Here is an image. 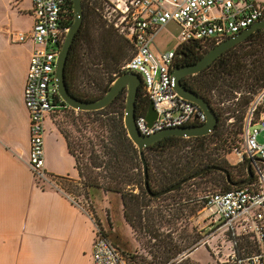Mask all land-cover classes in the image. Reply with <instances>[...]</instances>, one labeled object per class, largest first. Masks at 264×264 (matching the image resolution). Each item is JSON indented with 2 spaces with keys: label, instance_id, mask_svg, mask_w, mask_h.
Here are the masks:
<instances>
[{
  "label": "built area",
  "instance_id": "built-area-1",
  "mask_svg": "<svg viewBox=\"0 0 264 264\" xmlns=\"http://www.w3.org/2000/svg\"><path fill=\"white\" fill-rule=\"evenodd\" d=\"M66 0H32L35 22L29 36L18 32L21 42L32 39L37 48L31 55L24 90L25 106L30 119L31 150L29 167L37 183L58 186L45 165V119L61 96L55 83V68L62 44V12ZM112 3L114 26L127 33L135 44V53L121 69L142 76L144 89L158 113L152 124L146 113H137L140 132L150 135L165 128L202 124L207 115L202 108L180 95L172 73L175 50L153 51L152 42L160 29L170 21L181 28V45L190 43L217 44L253 23L264 20V0H109ZM66 33V32H65ZM64 101V100H63ZM65 103V101H64ZM66 105V104H65ZM260 126L261 129L258 127ZM243 149L235 148L240 157L264 160V142L258 136L264 130V86L250 101L242 125ZM240 160H237L239 162ZM256 167L258 182L205 196L207 225L204 245L219 231L228 229L232 235L254 233L264 242V167ZM264 162V161H263ZM75 203L77 199L68 195ZM92 264H135L132 255L117 246L98 230L93 243ZM260 253L238 256L233 250L215 264H262Z\"/></svg>",
  "mask_w": 264,
  "mask_h": 264
},
{
  "label": "trees",
  "instance_id": "trees-1",
  "mask_svg": "<svg viewBox=\"0 0 264 264\" xmlns=\"http://www.w3.org/2000/svg\"><path fill=\"white\" fill-rule=\"evenodd\" d=\"M106 1L109 3V0ZM100 2V0H84L83 24L73 42L66 67L70 91L84 100H94L104 95L114 80L126 72L121 67L135 52V44L130 36L119 28H115L113 22L104 18L105 15L100 12ZM61 19L63 32L61 42H63L66 30L74 21L73 0L65 1ZM215 45H217L216 42L197 43L195 49L203 50L198 59ZM185 47L179 46L178 50L181 51ZM131 52L132 55L130 56ZM70 63H77L78 76L87 78L97 92H91L85 88L82 90L78 85H74L73 77L70 76ZM105 76H107V80ZM184 84L201 94L212 104L219 116V121L215 129L209 134L192 137L170 135L145 148L152 192L167 189L202 168L213 165L228 168L234 181L245 179L248 177V168L245 164L249 158L245 157L243 162L240 160L239 164L231 165L226 157L221 156L222 154L227 156L235 151L236 146L233 145L234 142L232 141L234 135L239 131L242 134L244 113L254 95L264 86V28L257 29L249 37L223 52L202 71L190 75ZM232 93L236 100L233 103H238V107L237 105L225 107L224 101L221 100H231L229 95ZM126 98L127 90L124 89L106 107L98 110H83V112L94 114V122L99 125L102 124L108 132L107 141L105 140L106 137L102 135L105 137L102 138V146L107 160H94V154L91 151L92 168H87V174L81 167L69 137L62 132L67 139L70 152L76 157L82 185L92 189L93 194L97 196L98 194L102 196V194L119 193L125 218L136 228L133 216L142 219L144 207H148L151 201L161 196H151L145 187L144 165L140 150L129 136L124 122ZM54 103L62 105L61 112L75 109L65 105L58 96L55 97ZM149 104L150 100L142 83L137 100V113H146ZM97 114L98 117H96ZM230 125L231 128L229 129L227 126ZM236 125H238V129L234 130ZM187 139L193 140L197 145L190 147L191 153L189 151L187 154L179 156L176 153V148L180 147L181 143ZM258 165L264 167V162L259 161ZM233 168L238 169V176L234 175ZM100 169L104 173L95 172L100 171ZM251 169L254 174L253 178L242 186H255L257 184L256 167L252 165ZM212 172L218 173L222 177L223 186L213 191H207L200 196L196 200L200 208H204L205 196L210 192L242 187L230 184L226 174L217 169H209L191 180L203 178ZM60 178L70 181L69 185L76 181L68 176ZM189 181L172 192L182 190ZM57 184L60 187L58 180ZM101 232L104 234L102 229ZM230 242L238 256L260 253L264 246V242L261 243L254 233H238L236 229L235 234L231 235Z\"/></svg>",
  "mask_w": 264,
  "mask_h": 264
},
{
  "label": "crops",
  "instance_id": "crops-1",
  "mask_svg": "<svg viewBox=\"0 0 264 264\" xmlns=\"http://www.w3.org/2000/svg\"><path fill=\"white\" fill-rule=\"evenodd\" d=\"M34 22L32 0H0V264H92L95 219L56 185L37 183L28 164L24 90L37 45L19 41L18 32L29 36ZM62 108L56 104L45 119V165L52 176L78 180L76 157L54 119Z\"/></svg>",
  "mask_w": 264,
  "mask_h": 264
},
{
  "label": "rangeland",
  "instance_id": "rangeland-1",
  "mask_svg": "<svg viewBox=\"0 0 264 264\" xmlns=\"http://www.w3.org/2000/svg\"><path fill=\"white\" fill-rule=\"evenodd\" d=\"M100 1V12L105 15L104 18L113 20L116 12L113 11L112 3L110 1L107 3L106 0ZM180 34L179 24L170 21L155 36L152 42L153 51L177 49L182 43ZM76 64L70 63L69 69L74 85H78L81 89L97 92L87 78L78 76ZM105 77L107 80V76ZM232 95L234 94L229 95L231 100H221L224 101L225 107L233 105L238 107V103H233L236 100ZM54 119L59 128L69 137L86 174L88 173L87 168H92L91 151H93L94 160H107L102 146V138L106 137L107 141L108 132L102 124L94 122V114L79 109H69L59 112L54 116ZM227 127L230 129L231 125ZM258 127L261 129L260 126ZM237 129L238 125L234 126V130ZM232 141L239 150L243 149V135L240 131L234 135ZM258 141L264 142V130L260 132ZM195 145L197 143L187 139L181 143L180 147L176 148V153L179 156L185 155L190 151V147ZM221 157H226L231 165L239 164L240 162L237 160H241V162L245 160V156L242 158L235 152L227 156L222 154ZM245 165L248 168V161ZM232 171L234 175H239L238 169L233 168ZM95 172L104 173L102 169ZM56 179L60 183L59 188L65 194L74 196L91 213L99 230L102 229L104 234L117 246L131 254L135 264H215V262L220 263L221 258L226 259L228 253L233 251L230 230L219 231L210 239V243L203 244L207 238V233L204 232L207 225L206 210L200 208L196 200L205 192L223 186L222 177L218 173L212 172L203 178L191 180L183 186L182 190L168 193L151 201L148 207H144L142 219L133 216L136 228L126 220L123 207H119L122 202L119 193L102 194V196L98 194L97 196L93 194L92 189L82 185L81 178L71 183L72 185H69L70 181H65L60 177ZM188 251H193L192 255L184 256Z\"/></svg>",
  "mask_w": 264,
  "mask_h": 264
},
{
  "label": "water",
  "instance_id": "water-1",
  "mask_svg": "<svg viewBox=\"0 0 264 264\" xmlns=\"http://www.w3.org/2000/svg\"><path fill=\"white\" fill-rule=\"evenodd\" d=\"M73 6H74V21L66 30L64 40L60 46L56 61L55 83L57 85L58 92L62 97V99L65 101V103L75 109L98 110L109 105L122 90L124 89L127 90L124 122L129 136L139 147L140 155L144 165L145 187L151 196L160 197L169 192L175 191L179 189L185 182L200 176L209 169H217L224 172L227 176L229 183L232 184L233 186H242L251 181V179L254 176L251 167L253 163L257 160L264 161L261 158H256V159L249 158L248 177L240 181H234L232 179L228 168L218 165H213L202 168L195 174L179 181L178 183L170 186L167 189L161 190L159 192H152L149 183L148 163L145 157V148L149 145L155 144L156 142H158L159 140H161L166 136H170V135H176L181 137L200 136V135L209 134L215 129L219 121V116L216 110L205 97H203L201 94L197 93L196 91L186 86L183 83L182 78L185 75H192L202 71L207 66H209L223 52L233 47L238 42L249 37L257 29L264 28V20H259L253 23L252 25H250L249 27L245 28L244 30L224 39L214 47L210 48L195 63L183 67H177L175 69L173 76L175 80L176 89L178 90L181 96L194 103H197L202 108V110L207 115L206 122L202 124H190V125L165 128L153 134L144 135L140 132L136 123L137 100L141 85L143 83L142 76L139 73L128 71L121 74L114 80L111 87L104 95L94 100H84L82 98L75 96L70 91L66 77V67L73 42L83 24V20H84L83 0H73ZM157 116L158 113L155 110L153 103L150 102L146 112V119L149 122V124H152L157 118Z\"/></svg>",
  "mask_w": 264,
  "mask_h": 264
},
{
  "label": "flooded vegetation",
  "instance_id": "flooded-vegetation-1",
  "mask_svg": "<svg viewBox=\"0 0 264 264\" xmlns=\"http://www.w3.org/2000/svg\"><path fill=\"white\" fill-rule=\"evenodd\" d=\"M186 47L179 51L172 64V73H174L177 67H183L192 63H195L198 60V57L203 53L202 49H195L196 44L190 43L185 45ZM190 75H185L182 78L184 81L189 78Z\"/></svg>",
  "mask_w": 264,
  "mask_h": 264
}]
</instances>
